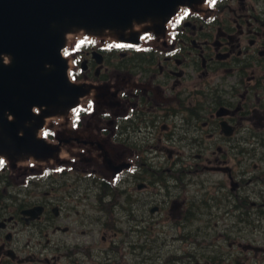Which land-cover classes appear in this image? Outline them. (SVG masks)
Masks as SVG:
<instances>
[{
    "label": "flooded vegetation",
    "instance_id": "flooded-vegetation-1",
    "mask_svg": "<svg viewBox=\"0 0 264 264\" xmlns=\"http://www.w3.org/2000/svg\"><path fill=\"white\" fill-rule=\"evenodd\" d=\"M72 50L58 160L0 158V264H264V0Z\"/></svg>",
    "mask_w": 264,
    "mask_h": 264
},
{
    "label": "water",
    "instance_id": "water-1",
    "mask_svg": "<svg viewBox=\"0 0 264 264\" xmlns=\"http://www.w3.org/2000/svg\"><path fill=\"white\" fill-rule=\"evenodd\" d=\"M207 1L0 0V158L13 168L58 160L61 150L41 133L90 92L70 79V35L139 45L166 34L183 8Z\"/></svg>",
    "mask_w": 264,
    "mask_h": 264
},
{
    "label": "rangeland",
    "instance_id": "rangeland-1",
    "mask_svg": "<svg viewBox=\"0 0 264 264\" xmlns=\"http://www.w3.org/2000/svg\"><path fill=\"white\" fill-rule=\"evenodd\" d=\"M70 47L68 48L67 52L65 53L66 57L70 58V64H71V76L73 74L74 71H76L77 65L75 64V61L73 59V52H72V48H74V46H76L79 42V38H76L74 35L71 36L70 38ZM52 121L55 120H49L48 123H51Z\"/></svg>",
    "mask_w": 264,
    "mask_h": 264
}]
</instances>
